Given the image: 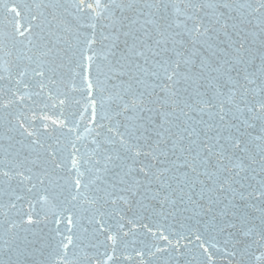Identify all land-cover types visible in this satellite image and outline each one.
<instances>
[{"label":"snow or ice","instance_id":"snow-or-ice-1","mask_svg":"<svg viewBox=\"0 0 264 264\" xmlns=\"http://www.w3.org/2000/svg\"><path fill=\"white\" fill-rule=\"evenodd\" d=\"M0 264H264V0H0Z\"/></svg>","mask_w":264,"mask_h":264}]
</instances>
